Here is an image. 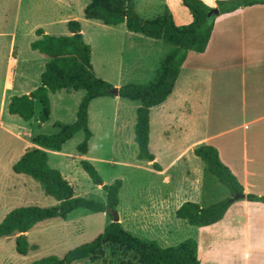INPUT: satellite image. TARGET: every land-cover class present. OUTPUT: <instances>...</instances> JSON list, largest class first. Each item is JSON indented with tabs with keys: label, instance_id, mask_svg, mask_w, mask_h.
Masks as SVG:
<instances>
[{
	"label": "rangeland",
	"instance_id": "1",
	"mask_svg": "<svg viewBox=\"0 0 264 264\" xmlns=\"http://www.w3.org/2000/svg\"><path fill=\"white\" fill-rule=\"evenodd\" d=\"M90 2L91 0H0V223L8 213L22 207L50 208L57 205L52 197L44 194L38 182L24 175L14 174L12 167L28 149L34 147L33 137L55 134L58 131L56 123L73 124L84 97L83 91L52 94L50 120L42 126L37 122L41 113L38 103L35 117L30 122L8 113V105L13 97L27 95V91L33 92L40 85L41 73L49 61L30 47L38 39L36 30L42 29L47 35L63 37L69 36L68 22L79 23L82 35L91 47V61L96 76L114 89L115 86H140L151 82L160 61L171 49L161 41L159 46L139 45L136 39L131 40L124 35L121 31L124 26H118L115 31L86 20L84 9ZM135 2L138 15L144 20H153L164 10V0ZM12 38L15 44L11 47ZM12 57L18 61L19 67L12 69L13 74L18 69L12 88L5 89L6 74ZM202 86L204 88L206 85ZM112 98L104 97L102 103H95L91 108L89 129L93 137L89 142L90 153L87 158L84 159L77 152V146L84 139L83 132H79L64 145L61 156L51 152L48 164L71 184L77 197L102 204L106 203L105 192L100 186L93 184L80 163L87 161L92 164L103 185L121 181L117 216L119 218L120 214L123 219L120 223L124 229L135 236L132 231L134 210L147 200L152 201L159 192L165 194L169 190H186L184 183L188 177L195 179L199 176L203 181L204 164L189 152L182 159L175 160L185 150L184 142L176 133L165 135L163 125L152 114L149 151L158 157L157 163L167 168L168 176L172 178V184L164 188L161 185L163 178L155 173L152 164L137 159L134 123L139 103L121 98L114 102ZM178 135L180 136L179 133ZM202 194L200 202L204 207L231 197L230 191L217 183L210 184ZM110 222L107 214H95L81 209L71 213L66 221L54 219L44 222L26 235L31 246L27 256L16 253L15 238L0 240V264H34L52 256L63 258L68 251L94 240ZM168 228L173 234L165 242L159 243L162 248L174 247L187 240L197 241L200 234V228L192 227L186 222H176V219ZM122 263L128 264L129 259L119 254L112 255L107 249L100 260H87L77 264Z\"/></svg>",
	"mask_w": 264,
	"mask_h": 264
},
{
	"label": "trees",
	"instance_id": "2",
	"mask_svg": "<svg viewBox=\"0 0 264 264\" xmlns=\"http://www.w3.org/2000/svg\"><path fill=\"white\" fill-rule=\"evenodd\" d=\"M182 5L192 16V23L176 26L167 7L153 20L142 19L137 12L135 0H91L84 9V18L97 21L105 26L125 25L130 33L161 41L171 49L160 62L154 79L140 86L127 85L118 89L121 99L138 102L135 123V141L138 146L139 161L153 163V168L160 171L155 158L149 151L150 111L165 103L179 77L180 70L189 52L203 54L209 44L214 22L207 18L212 10L201 0H182ZM264 5V0H224L216 2L220 16L232 14L244 8ZM69 36L56 37L46 35L42 29L36 30L38 39L31 44V49L48 58L45 69L40 76V85L29 95L13 97L8 105V113L18 116L25 122L35 117L36 104L41 106L38 118L40 125L47 123L51 116L49 94L60 91L85 93L81 100L76 120L73 124L56 123L58 132L52 135H36L33 145L13 165L16 175H24L38 182L46 196L52 197L57 205L50 208L37 206L22 207L8 213L0 223V240L15 238V250L20 256H27L31 251L27 234L36 226L50 220H68L76 210H87L95 214H107L110 224L94 240L68 251L63 258L52 256L34 264H77L84 261L96 262L104 250L112 255L127 257L128 264H200L198 245L194 240H187L177 246L162 248L155 241L139 239L128 233L122 224L114 222L119 206L121 181L112 185H103L98 172L87 161L80 163L81 168L106 194V203L77 197L74 188L56 170L50 168L47 151L61 152L64 145L73 137L83 132L84 139L77 146V152L86 156L89 142L93 137L89 129L88 109L90 103L98 98L114 97V89L109 83L97 78L91 63V47L85 42L80 25L76 21L67 23ZM194 155L204 164V190L211 184H220L227 188L231 197L209 205L202 206L185 202L176 211V218L187 222L192 227H208L221 221L232 203L230 199L236 194L244 193L243 187L221 162L216 148L208 145L194 150ZM250 202L264 203V197L247 195ZM24 235V236H23ZM124 264V263H122Z\"/></svg>",
	"mask_w": 264,
	"mask_h": 264
},
{
	"label": "crops",
	"instance_id": "3",
	"mask_svg": "<svg viewBox=\"0 0 264 264\" xmlns=\"http://www.w3.org/2000/svg\"><path fill=\"white\" fill-rule=\"evenodd\" d=\"M201 1L213 9L217 1L224 0ZM165 7L171 12L176 26L192 23V16L183 7L182 0H164ZM120 26H124L121 29L124 35L136 39L139 45L159 46V41H149V38L128 32L125 25ZM117 27L110 28L116 31ZM44 33L47 35L46 31ZM14 44L12 38L11 47ZM12 50L14 55L15 47ZM18 65L12 57L5 89L12 88L18 70L16 68L13 74L12 69ZM202 85L206 86L202 88ZM30 93L26 92L27 95ZM103 99L90 103L89 128L91 108L95 103H102ZM119 99L114 96L111 100L118 102ZM152 114L163 125L165 135L176 133L184 142L185 150L175 160L182 159L187 152L194 154L200 146H212L243 187L245 198L247 195L264 197V5L216 18L206 51L203 54L188 53L171 94L164 104L151 109L150 134ZM154 125L158 127L157 123ZM51 152L47 151L48 156ZM61 152L55 154L61 156ZM89 153L83 156L84 159ZM152 155L154 163L160 167V171L154 169L155 173L163 178L161 185L168 188L172 184L168 169L157 163L158 157ZM149 164L153 166V163ZM184 184L186 190L159 192L152 201L147 200L134 210L132 231L135 237L158 244L165 242L173 234L168 225H172L175 219L176 222L182 221L176 218L181 205L185 202L202 205V179L188 177ZM118 219L123 222L120 214ZM198 232L196 242L200 264H264V203L246 199L234 201L221 221L202 227Z\"/></svg>",
	"mask_w": 264,
	"mask_h": 264
},
{
	"label": "water",
	"instance_id": "4",
	"mask_svg": "<svg viewBox=\"0 0 264 264\" xmlns=\"http://www.w3.org/2000/svg\"><path fill=\"white\" fill-rule=\"evenodd\" d=\"M220 16V13L218 11V9L216 8H213L211 11L208 12L207 14V18L209 21L211 22H214L216 18H218ZM114 96H118V90L117 89H113L112 92H111ZM242 199H245V196L242 194V195H238L236 194L234 196V198L230 199V203L234 202V201H239V200H242ZM119 219H118V216L117 215H114V222H118ZM24 236V235H23Z\"/></svg>",
	"mask_w": 264,
	"mask_h": 264
}]
</instances>
